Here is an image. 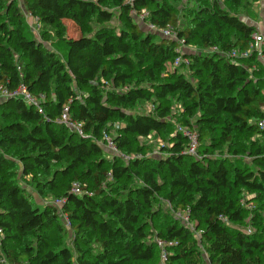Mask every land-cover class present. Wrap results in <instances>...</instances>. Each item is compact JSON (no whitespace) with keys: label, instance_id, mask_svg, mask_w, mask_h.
I'll use <instances>...</instances> for the list:
<instances>
[{"label":"trees","instance_id":"1","mask_svg":"<svg viewBox=\"0 0 264 264\" xmlns=\"http://www.w3.org/2000/svg\"><path fill=\"white\" fill-rule=\"evenodd\" d=\"M183 1L0 0V86L40 100L0 101V264H160L158 240L173 243L166 264H264V63L203 52L250 49L264 0L261 18V0ZM107 10L116 25L96 21ZM136 19L200 49L183 53L191 78L180 42ZM70 21L103 51L75 43ZM65 106L85 137L57 122ZM105 134L143 158L110 154Z\"/></svg>","mask_w":264,"mask_h":264},{"label":"built area","instance_id":"2","mask_svg":"<svg viewBox=\"0 0 264 264\" xmlns=\"http://www.w3.org/2000/svg\"><path fill=\"white\" fill-rule=\"evenodd\" d=\"M128 1L133 2L134 0H128ZM146 16H147V13L143 12L140 15L141 21H145ZM33 19L36 20L37 22H39L38 19H35V18H33ZM147 26H148L150 31H152L154 33H158V34L162 35V37L170 38L173 40H178L180 42L181 46L178 49L180 56L174 62L175 67H181L184 64L189 65L188 60H186V58L183 56V52H182V46H184V41L179 40L177 30H175L173 27L160 29V28H158L154 25H150V24ZM258 28L259 29L257 30V32H255L253 35V45L248 50L230 49L227 51H221L219 48L215 47V48L204 50L203 52H205L207 55L219 53V54H222L223 56H225L226 58H228L234 62L248 59L253 54H256L259 57V59L264 63V32H262L260 25L258 26ZM11 98H19V99H22L28 105H35L36 107H39V101L40 100L38 98H36L35 96H33L29 92L27 86L24 84L19 85L17 88H15L13 90L9 89L6 86H0V101L11 99ZM42 98L44 100L45 97L43 96ZM57 122L59 124H65L66 126L70 127L73 131H75L76 133H78L82 137L86 136L84 134V131H83V125L81 123L74 122L71 120L70 109L68 106H65L63 108L61 116L58 118ZM257 124L261 130H264V119L259 120ZM180 130L182 131L184 136L189 141L188 146H187L184 153L186 155H189V156L199 157L198 150H199V146H200V141H199L198 132L194 129H180ZM101 144L113 155H119L120 157H122V159L125 162H129L131 160H138V159L143 158V155L140 153L132 154V155H126V154L120 152L117 145L115 144L114 140L108 134L104 135V137L101 140ZM199 158H201V157H199ZM71 193H73L75 195L83 194L81 185L79 183H75L71 189ZM62 204H63L62 200L54 203V205H57L58 207L61 206ZM189 212H190L189 209L186 210L184 213L178 212L177 216L179 218H181L183 222H185L191 228H193V226L189 222ZM223 220L227 221L224 218H223ZM65 222H66V226L68 228L71 227L70 220L67 217H65ZM1 233H2V231L0 230V234ZM157 245H158L159 249L161 250V258H162L163 262H166L168 260L169 248L173 246V243L169 242L167 240H158ZM1 263H5V260L2 259Z\"/></svg>","mask_w":264,"mask_h":264},{"label":"rangeland","instance_id":"3","mask_svg":"<svg viewBox=\"0 0 264 264\" xmlns=\"http://www.w3.org/2000/svg\"><path fill=\"white\" fill-rule=\"evenodd\" d=\"M80 1L82 3H84V4H86L88 2H91L92 4H95L97 0H80ZM186 2H187V0H184L182 3L185 4ZM179 4H181V3H179ZM262 4H263V0H261L260 2H258L254 6L255 12H256L257 16L260 17V18H261V15L263 14ZM107 12H108L107 15H103V16H100V17H96V21H98V23H99L100 26H114V25H116L117 22H118L116 20V17H115L116 15L113 14V11L112 10H107ZM25 14H26L28 24L30 26L31 31L34 34L35 39L40 40L41 25L39 24V22H37L36 20H34L29 14H27V13H25ZM244 20L245 21H248V22H253L249 18H244ZM136 21L138 22V24L140 23L139 20L136 19ZM94 22H95V20H94ZM255 24L260 25L262 27V30H264V24H262L261 19L255 21ZM68 25H69L71 39L75 43H77L79 45H87L89 47H92V48L97 49L99 52H102L103 49L106 47L105 44L101 41V37H95L94 35H92L91 37L84 36L82 34L79 26L76 25V23H74L73 21L68 22ZM118 25H119V23H118ZM139 25L145 31L152 32L148 28H146V26L143 23H140ZM158 36L160 38H162V35L159 34ZM188 51L200 52V49H198L195 46H189V47L182 46V52L183 53H186ZM184 65L186 66V68H180V72L186 74L188 78H191L190 75H189V67H188L189 65L188 64H184ZM156 140H157V142L153 145V150L154 151L151 152V154H149V155H157L158 156L159 153H160L159 152L160 151L159 149L161 147V142H160L159 139L152 137V139H150L148 142L149 143H152V142H154ZM110 154H112V153H110ZM34 197H35L34 199H36L37 198V195H34ZM36 201L39 204H44V202L41 201V200H37L36 199ZM46 201L47 202H50L51 204H54L55 202L61 201V200H56V199L50 198V199H47ZM161 260H162V258H161ZM161 260H160V264H166V262H163V260L162 261Z\"/></svg>","mask_w":264,"mask_h":264}]
</instances>
